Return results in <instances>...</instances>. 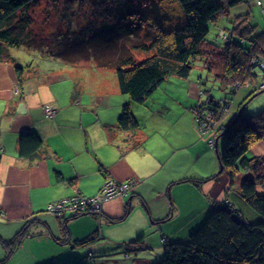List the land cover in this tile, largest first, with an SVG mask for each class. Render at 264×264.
I'll return each instance as SVG.
<instances>
[{"label":"crops","instance_id":"obj_1","mask_svg":"<svg viewBox=\"0 0 264 264\" xmlns=\"http://www.w3.org/2000/svg\"><path fill=\"white\" fill-rule=\"evenodd\" d=\"M15 57L23 68L21 76L16 63L0 61V238L11 239L27 230V236L10 258L12 262L66 264L78 260L81 264H152L155 259L149 251L162 248L166 237L161 223L180 220L182 236H188L194 225L205 219L211 201L229 199L237 208L243 207L237 193L227 192L230 183L226 173L201 186L184 180L210 177L220 167L217 150L209 144L212 132L200 131L193 110L196 104L192 99L198 103L220 101L211 95V90L202 89L208 82V77L202 78V70L210 73L204 64L199 79H190L192 71L187 78L179 77L188 81L183 89L170 88L168 84H174L171 78L177 76H169L143 104L131 103L140 128L124 131L118 127V119L129 97L119 88L115 92L116 104H112L110 93L95 101L92 96L91 103L85 104L79 78L72 71L78 65L50 59V55L42 56L45 62ZM258 81L236 93L239 103L236 100L226 103L231 108L218 130L237 115L241 101ZM18 86L20 94L15 93ZM156 93H162L164 99L171 98L173 103L176 101L172 95L178 94L182 101L166 104L156 100ZM207 94L209 97L204 99ZM254 98L245 105L246 113L257 114L264 107V100ZM48 105L57 109L52 117L46 114ZM33 131L43 138L44 147L31 160L19 154L18 140L22 132ZM218 144L221 147V138ZM250 155L264 157V136L251 146ZM108 176L118 180L135 178L139 183L124 198L106 202L100 218L94 213L58 215L46 211L48 203L74 194L97 195ZM259 191L264 193V186ZM232 193L237 197L235 201ZM132 206L139 215L133 225L143 241L113 244L109 231L131 225L128 219ZM244 213L249 219L250 214L246 210ZM250 218H255V214ZM151 230L154 232L148 234ZM159 233L162 240L154 237ZM147 234L151 235L150 239ZM88 236L98 238L87 245H73L74 241ZM167 238L171 239L169 235ZM118 244L134 251L135 256L126 263L112 262L110 257L117 252ZM82 248H86L85 252ZM3 252L0 241V254Z\"/></svg>","mask_w":264,"mask_h":264},{"label":"trees","instance_id":"obj_2","mask_svg":"<svg viewBox=\"0 0 264 264\" xmlns=\"http://www.w3.org/2000/svg\"><path fill=\"white\" fill-rule=\"evenodd\" d=\"M38 1L0 0V61L16 63L19 76L22 75L23 68L12 54V48L25 47L42 52L38 47L42 40L34 37L30 28L32 17L29 9ZM161 1L179 5L185 14V23L178 25L175 20L171 22L174 25L168 26L163 13L156 14L158 17L148 13L155 21L159 20L156 22L158 30L153 33L146 27L148 18L145 17L146 11L143 12L145 9L119 2L114 7L115 21L112 24L102 23L95 36L90 37L97 31L92 28L90 38L87 37L89 39L78 44L77 48L61 42L56 50L49 52L51 56H57L68 63L92 60L99 68L115 71L120 92L129 97V102L124 104L118 119V127L124 131L140 128L131 103L143 104L169 76L187 78L197 57H217L218 51H215L223 48L222 54L230 59L229 69L232 75H240L242 72L244 77L247 74L256 77L258 70L264 73L260 65L249 63L251 57L264 60V45L258 43L263 55L250 51L257 40L251 33L244 35V31L251 30L249 19L244 21L243 17H238L234 21L240 23L235 31L241 26V31L236 35L240 42H235V37L232 40L230 37L221 47L215 40L213 42L208 38L210 25L216 24L224 11L229 10L232 13L233 7L249 0ZM259 3L261 6L262 1L259 0ZM245 41H249L250 45L243 46ZM229 81L230 87L226 90L236 95L233 91V79ZM263 91L264 86L243 100L240 107ZM221 101L215 102L213 99L211 102L196 104L193 107L196 118L198 107L214 112L218 118L223 110ZM55 110L57 112L56 108ZM254 135L257 140L264 136V110L259 114H249L241 109L220 132L222 147L217 151L219 172L210 177H191L184 180L201 186L215 179L220 172H226L230 183L227 192L237 193L255 211V218L248 219L243 207L237 208L226 200H213L204 221L200 223L202 225L192 229L187 241L163 238V258L152 264H264V193L259 191V187L264 186V157L250 155V143ZM43 145V138L36 131L22 132L19 135L18 150L22 157L31 160L37 158ZM243 170L249 173L243 175ZM130 209L131 207L128 211ZM26 236L27 230H22L11 239L0 238L5 253L0 264H7ZM97 238L88 236L74 241L73 245H87ZM142 239L143 237H139L132 243L141 242ZM66 264L81 262L76 260Z\"/></svg>","mask_w":264,"mask_h":264},{"label":"rangeland","instance_id":"obj_3","mask_svg":"<svg viewBox=\"0 0 264 264\" xmlns=\"http://www.w3.org/2000/svg\"><path fill=\"white\" fill-rule=\"evenodd\" d=\"M114 1L115 0H39L38 2H36L30 7L29 11L32 17V24L30 27L32 30V35L38 38L39 41L42 40L41 44H39L38 46L42 52L36 51L35 49H27L25 47H20V48L14 47L11 50L12 54H14L17 57L30 59V61L38 60L39 62H45L46 60L42 59L44 58L42 56L50 55L49 52H53L54 50H56V47L61 42L62 43L65 42V45L69 43L71 46H74V48L75 47L77 48L78 44H81L83 41H87L90 37L95 36L98 30L102 27L101 26L102 23L112 24L115 21V15L113 14H114V11L116 10L114 7L119 2H123V3L126 2L127 6H130V7H135V8L138 7V8H142L143 10L145 9L143 12L145 13L146 11L145 17L148 18L146 27L150 28L151 31H153V33L158 30L157 23L159 22V20L155 21L151 16H148V13L153 15L154 17H158L156 16V14L163 13L164 20L168 22L167 23L168 26L174 25L171 22L175 20L178 25L185 23V14L183 10L179 7V5L173 2H163L161 0H116V2ZM261 1L263 3V4L261 3V6L258 5L259 0H249V1H243L242 3L233 7L232 13L229 10L224 11L221 14V16L218 18V21H217L218 27L216 26L217 23L210 25L211 31L208 34V38L212 39L213 42L215 40V43L221 47L224 46V42L229 40L230 37H231V40L235 37V42H240L239 37H237L236 35H238L237 34L238 31L239 32L241 31L240 29L241 26L237 28L239 30L238 31L236 30L237 31L236 32L235 27L240 25V23H234V21H236L238 17L240 18L243 17L244 21H247L249 19L248 22L251 24V26L249 27L251 30L244 31V35H250L251 33L253 36H255V40H257V42H254L252 44L250 51H253L257 54L261 53L259 44L261 42V44L264 45V42H263V37H264V11L263 9L264 8L262 9V6L264 7V0H261ZM157 12H160V13H157ZM232 14L234 16H232ZM246 16H248L247 19L245 18ZM92 28H94V30H97V29L98 30L89 37L90 31L93 30ZM242 45L247 47L250 44H249V41H245L242 43ZM220 49L221 51H219L218 49L215 51V52L218 51V54H216L217 57L204 56V57H199V59L196 58L194 62L197 59L198 60L195 62L196 66L192 70L190 79L194 81L199 79V76L202 70L201 64H204L205 66H207V68H209L210 73H208L207 69L202 70V73H203L202 78L208 77L207 78L208 82L206 84H203L202 89L211 90L212 91L211 95L219 100H224L227 98V101L229 100L232 102L233 100L234 102V100H236L237 103L240 102V99L235 97L234 94L228 93L229 91L226 90L228 87H230L229 86L230 79H233L232 81V85L234 89L233 91L236 93L244 86H248V87L250 85L254 86L253 82L256 79L259 80L257 86L255 84L254 90L250 91L248 96L245 97L243 100H246L253 94V92L259 91L260 88L264 86V73L262 71H259V70L257 71L258 72L256 74L257 78L255 76H252L251 74L249 75L244 74L245 75L244 77L242 72H240L241 73L240 75L239 74L232 75L231 74L232 71L229 69L230 59H228V57L222 54L223 48H220ZM261 54L263 55V53ZM50 59H58L61 61V58H58L57 56H52ZM251 62L253 65L254 64L260 65L262 69L264 70V60L263 59H259L258 57H254V58L251 57L249 63L251 64ZM52 63L56 64V60H53ZM61 64H64V63H61ZM74 64H76V66L78 65L77 67H75L78 70L72 69V71L74 72V74H77L79 78L78 84L80 86L81 96L83 97L85 104L91 103L90 100L92 96H93V100L95 101V100H98L100 96L103 95L104 93L111 94L112 104L117 103V96L115 92L117 90L119 92V89H118L119 87L117 83L116 73L113 69L99 68L92 60L81 61V62L77 61V62H74ZM64 65H67V64H64ZM70 65L71 64H69V66ZM214 78L217 81H215ZM179 79H180L179 77H175V78L172 77L171 81L174 82V84H168V86L170 88L177 87V88L183 89L184 86L186 85V82L188 83V81L185 82ZM63 82H67V81H63ZM18 89H19L18 92L15 89L16 94L21 93V88L19 86H18ZM155 97L157 98L156 99L157 101H163L166 104H175V103L178 104L180 103V101H182V100H179L178 94H176V96L172 95L173 99H175L176 101L175 103H173L171 98L164 99L165 96H163L162 93H156ZM208 97H209L208 94L204 95V99ZM255 98H260L261 100H264V91L257 94ZM192 101H193V104H200V102L199 103L197 102L198 100L194 101L192 99ZM227 101H222L221 104L224 105L223 103ZM133 104H139V103H133ZM240 104H242V101ZM230 106L231 104H226L225 105L226 110H221L223 114L220 116V120H218L217 123H214L213 118L209 119V123H211L212 125L210 131L207 132V133L212 132L211 137L209 139V144L210 146H213L212 148L217 151L220 150L222 147V138H221V147L218 144V141L220 138L219 133L222 131V129L218 130L217 128L222 118L230 110L231 108ZM244 108H245V105L240 107V110L241 109L244 110ZM263 110H264V107L262 108V111ZM262 111H260L259 113H261ZM211 140L213 141L211 142ZM259 140L260 139L257 140L256 135H254L253 138H251L250 145L253 146ZM218 146L220 147V149H218ZM223 173H226V172H220L217 178ZM109 177L110 176H108L106 180ZM112 178L115 180V182L118 185L124 184L126 183V181L128 180L130 181L133 179V178H130L127 180H118L114 177ZM134 188L135 187L131 189L133 190ZM129 190L126 194L122 195L121 197H116V198H124L125 196L129 194ZM232 194H231V197L233 196L234 198L232 197V199L235 201L237 197L236 195L234 196V194L233 195ZM171 196L172 195H170V197ZM224 200L229 202V204L231 203L227 199H224ZM173 206L176 207L174 202H173ZM242 206L245 208L246 212L250 214V217L251 215L252 216L254 215L255 211H253V209H251V207H249L246 202L242 203ZM250 217L249 219H251ZM138 218H139L138 210L137 208L135 209L132 206V212L128 219L130 220L128 222H130L131 225L126 229H120V228L114 227L111 231H109L110 232L109 235H111L109 237L112 238L111 242L113 244L125 242L124 243L125 245L126 243H128V241L131 240V244H133L132 242H134L137 238L141 237V236H137L138 230L136 226L133 225V222L137 220ZM149 221L152 222V219L150 217H149ZM179 221L180 220H176L172 222L171 220H168L164 223H161V227L165 229L163 235L166 237L169 235L171 239H181L180 241H187L188 236H182L183 232L181 230L182 228L180 226ZM159 225L160 223H157V226ZM198 225L196 226L194 225L193 230L197 229L202 224H200L199 226ZM103 228H104V225H103ZM147 232L148 234H150L154 232V230L147 231ZM173 233H175V235H173ZM148 234L146 237L150 239L151 235H148ZM154 237L158 238L159 240H162L161 233H159V235L154 234ZM124 245L122 244L117 245V248H118L117 252H113L110 257V260L112 262L117 260V261H122V263H126L135 256L134 251L128 250V248L126 249V246L124 247ZM82 249L85 252L86 248H82ZM149 255L152 259H155V261L161 260L163 258V247L153 248L152 250L149 251ZM4 257H5V253L3 252L2 254H0V259H3ZM13 257L16 258V254ZM7 264H24V263L23 262L14 263L12 262V259H11L9 262H7Z\"/></svg>","mask_w":264,"mask_h":264},{"label":"built area","instance_id":"obj_4","mask_svg":"<svg viewBox=\"0 0 264 264\" xmlns=\"http://www.w3.org/2000/svg\"><path fill=\"white\" fill-rule=\"evenodd\" d=\"M17 92L19 91L16 89ZM223 110L225 109V104L222 105ZM46 113L48 116H54L56 110L52 106H47ZM223 112H221L222 115ZM197 119L199 121V127L202 133H207L210 131L212 125L209 123V119L213 118L214 123L220 120V116L217 118L215 113L212 111H207L205 108L198 107L196 109ZM217 118V119H216ZM216 120V122H215ZM213 140H211L212 142ZM139 183V180L133 178L132 180L126 181V183L118 185L112 177H109L103 184L99 193L95 196H84L76 194L72 197L64 198L59 201H53L48 203L46 209L47 211L62 215V214H82V213H94L101 217L103 210V205L106 201L112 200L116 197H121L126 194L131 188L135 187Z\"/></svg>","mask_w":264,"mask_h":264},{"label":"clouds","instance_id":"obj_5","mask_svg":"<svg viewBox=\"0 0 264 264\" xmlns=\"http://www.w3.org/2000/svg\"><path fill=\"white\" fill-rule=\"evenodd\" d=\"M16 89H18V87H17ZM18 90H19V89H18ZM222 101H227V99H224V100H222ZM222 101H221V102H222ZM228 101H229V100H228ZM228 101L225 102V103H228ZM221 102H220V103H221ZM225 103H223V104H225ZM48 106H49V105H48ZM46 108H47V106H46ZM46 114H47V113H46ZM47 116H48V115H47ZM50 117H52V116H50ZM199 128H200V127H199ZM200 131H201V130H200ZM201 132H202V131H201ZM203 134H204V133H203ZM2 149H3V148H2Z\"/></svg>","mask_w":264,"mask_h":264}]
</instances>
